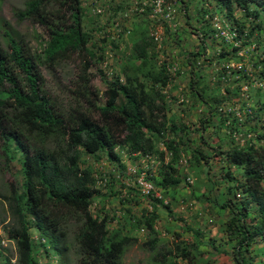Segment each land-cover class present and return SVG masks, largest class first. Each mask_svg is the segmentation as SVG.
<instances>
[{
    "label": "trees",
    "instance_id": "obj_1",
    "mask_svg": "<svg viewBox=\"0 0 264 264\" xmlns=\"http://www.w3.org/2000/svg\"><path fill=\"white\" fill-rule=\"evenodd\" d=\"M180 1L186 23L191 25L188 3ZM215 1L241 47L217 45V31L206 20L211 13L202 6L201 45L195 52H182L189 84L179 105L177 97L167 95L174 82L173 65L168 58L161 59L158 44L150 35L151 23L125 33L132 41L131 55L123 62L120 75L112 81L104 79L106 103L99 106L101 95L91 84V68L97 52L104 48L98 44L96 32L86 28L83 0H28L23 9L15 11L18 21L29 20L46 31L47 42L36 36L43 43L38 50L30 48L9 22L0 19V149L7 160H15L20 152L17 160L24 174V183L12 198L16 226L9 233L17 243L19 259L12 263L6 258L1 260L3 264H39L42 249L46 256L50 248L63 253L62 228L72 219L81 222L76 236L79 264H123L126 250L138 241L132 231L141 228L152 237L143 246L155 253V264H179V259L202 264L209 247L234 264H255L256 259L264 264V84L256 89V95L249 96L255 107L250 108V99L241 96L243 84L254 87L264 83V0ZM166 30L169 34V28ZM107 37L100 40L104 46ZM255 41L257 49L263 48V56H238ZM111 43L117 48L115 41ZM73 57L82 62L78 104L65 114L45 90L41 68L55 67ZM232 61L242 66L232 69ZM181 76L179 72L177 78ZM239 103L245 108L243 115L236 116ZM194 112L197 119L192 121ZM209 129L219 137L218 142L206 140ZM193 136L198 138L195 146L190 141ZM49 139L65 143L64 148L49 150L44 145ZM118 149L156 159L158 174L148 181L166 194L186 183L180 172L186 159L189 170L199 176L198 182L205 188V192L195 193L196 199L209 203L210 210L221 218L219 238L187 227L191 241L163 245L156 229L160 218L156 206L138 219L128 209L124 224L117 221V230L111 227L116 214L103 207V217L94 215L93 205L96 200L104 203L106 195L98 186L96 171L82 157L93 155L100 161L106 155L119 163ZM213 159L221 166L223 183L211 177ZM217 189L221 191L215 196ZM136 195L138 200L152 198L168 210L171 219L184 222L154 194ZM175 236L179 239L181 234Z\"/></svg>",
    "mask_w": 264,
    "mask_h": 264
},
{
    "label": "rangeland",
    "instance_id": "obj_2",
    "mask_svg": "<svg viewBox=\"0 0 264 264\" xmlns=\"http://www.w3.org/2000/svg\"><path fill=\"white\" fill-rule=\"evenodd\" d=\"M27 1L28 0H1L0 19L9 22L11 26L25 38L30 48L38 50L41 41L37 39L36 36H41L44 41L43 43H45L49 39L46 31L29 20L20 22L15 16V11L17 9H23ZM158 1L160 0H83V7L86 12V28L96 32L97 42L104 48V51L97 52L91 68V72L94 75L91 84L101 95L99 106H103L106 103L105 92L107 86L104 79L112 81L116 76L120 75L123 62L131 55L132 41L125 33L139 24L146 25V23H151L149 28L150 35L157 31L163 32L161 35L162 41L158 42L161 59L164 60V58H168L172 62V65L178 68L177 74L172 75L171 73V76L174 77V82L167 93L169 98L177 97L179 99L177 105L181 104L182 99H185L183 94L188 92L187 86L189 84V78L187 76L188 69L187 66L185 67L186 57L182 52H195L201 45L198 29L202 27V15L199 13V9L202 8V6L211 13L206 16V20H209L211 26L217 31V45L226 46L227 48L231 46L228 49H231L232 46L236 48L241 47V40H236V32L230 31L229 28L232 26H230L226 18L222 16L215 0H186L191 16V25L186 23L183 5L180 0H161V8L157 7ZM156 9L159 10L157 14V11H155ZM170 10L173 12L168 13ZM169 14L170 16H168ZM237 16L241 18L242 13L237 14ZM168 28L170 31L169 34L166 30ZM223 31L227 32L228 36H223ZM262 36L264 38V34ZM104 37L109 39L106 46L100 42ZM111 41L116 42L117 48H115ZM43 43L41 45H43ZM256 43L255 41L245 49L241 48L242 50L238 56L245 59L263 56V48L257 49L255 47ZM163 51H165V53H163ZM210 51L211 48L208 52ZM81 63L80 58L73 57L71 60L61 62L55 67L43 66L41 68L46 81L45 90L65 114L71 113L78 104L76 91L78 77L81 71ZM229 65L235 70L242 66L240 62L237 63L235 61H232ZM249 68L251 69V67ZM170 72L172 71L170 70ZM179 72L182 76L177 78ZM263 84L264 83L256 85L257 87H250L243 84L241 96H243V99H250V108L255 107L256 104L249 96L256 95V89ZM172 87L174 88L172 89ZM188 101L187 99V102ZM236 106V116L243 115L244 105L239 103ZM176 108L178 111L181 110L177 106L175 109ZM94 115L97 117L96 113H94ZM191 119L192 121L197 119L195 112L194 118L191 117ZM205 136L207 138L206 140L210 143L218 142L217 139L219 137L214 135L211 129L207 130ZM196 140H198L197 137H190L192 146H195L194 143ZM44 145L49 150H57L58 148H64L65 143L59 142V140L49 139ZM159 147L161 150L164 149L161 144ZM118 152L120 156L119 163L110 161L106 155L101 156L100 161H97L96 156L94 157L93 155H84L82 157V160L88 162L96 171L100 178L98 186L103 189L104 195H111L107 198L106 196L104 197V200L106 199L104 203H99V200H96L91 209L94 215L103 217L102 208L105 207V211L109 214H116V221L111 225L113 229H116L118 227L117 221L124 224L125 216H129L126 213L128 209L131 211V216L138 219L142 217L145 210L152 211L156 206L155 208H157L156 210L160 216L156 229L158 230L159 238L163 245L172 247L176 242L191 241L193 239L192 233L186 231L187 227L193 230H200L209 237L219 238L218 228L221 218L214 213L213 209L210 210L211 207L209 203L199 202L196 199L195 193L205 192V188L203 184L198 182L197 177L199 176L189 170L186 159L182 161L180 167V172L183 178H185L186 183L180 185L175 190H171L169 194L163 192L162 189H155L153 192L154 197L160 195L163 204L169 205L174 215L178 216V218H184V222L181 223L179 220L176 221L171 219L168 210L161 204L155 203L152 198H145V200L147 199L146 201L137 199L138 196L136 192H141L142 194L139 179L141 180L144 178V180H148L151 176H157L159 168L158 161L154 158L130 155L127 149H118ZM16 154L15 160H7L0 149V249L2 251L0 264H3L1 260L6 258L11 260L12 263H17L19 259L17 243L9 237L10 231L16 226L11 210L12 198L14 196V191L20 190L21 185L24 183L22 164L17 160L20 157V152ZM210 162L212 164L211 177L219 179V183H223V181H221L223 172L220 164L216 159ZM101 178H104V180ZM204 178L205 175L202 176V179ZM197 182L198 185H196ZM106 184L107 187H105ZM196 186H198L197 189ZM120 190L121 192L116 195V192ZM194 190L196 191L194 192ZM220 191V189H217L214 191V195L216 196ZM112 192H115L114 195H112ZM137 201H139V203H137ZM80 225L81 222L77 220L72 219L68 221L62 228L65 234V236L61 238L60 245L63 249V253L56 254L55 250L50 248V255L46 256L42 249V256L39 255V264H79L80 256L78 254L79 247L76 236ZM144 230L141 228L132 231L133 236H135L138 241L131 244L126 250L123 257V264H155L153 259L155 253L148 247L143 246L144 243L152 239L149 233ZM175 233L181 234V237L179 239L176 238ZM33 235L36 241H38V234L34 233ZM221 248L225 249L228 248V246H223ZM208 249H212L214 253H217L213 247H209ZM256 261H258V259L255 260V264H258ZM178 263L187 264V262L180 259Z\"/></svg>",
    "mask_w": 264,
    "mask_h": 264
},
{
    "label": "built area",
    "instance_id": "obj_3",
    "mask_svg": "<svg viewBox=\"0 0 264 264\" xmlns=\"http://www.w3.org/2000/svg\"><path fill=\"white\" fill-rule=\"evenodd\" d=\"M161 3H162L161 0L157 2V7L158 8H161ZM155 11H157L156 14L159 12L158 9H156ZM170 12H173V11L170 10L168 13H170ZM168 16H170V14ZM219 22H221V21H219ZM162 33H163L162 31H157L154 34H152V37L154 38V40H155V42L157 44H158V42H161L162 41V37H161ZM222 34H223V36H228V33L225 32V31H223ZM170 70L172 71L171 72L172 75L173 74H177V72H178V68L177 67H174V66L171 67ZM139 185L142 188V194L145 197L150 196L155 191V187L153 186V184L150 181H148V180H144V178L141 179V180L139 179ZM156 197L157 198H160V195H157Z\"/></svg>",
    "mask_w": 264,
    "mask_h": 264
},
{
    "label": "crops",
    "instance_id": "obj_4",
    "mask_svg": "<svg viewBox=\"0 0 264 264\" xmlns=\"http://www.w3.org/2000/svg\"><path fill=\"white\" fill-rule=\"evenodd\" d=\"M204 235L207 234L204 233ZM207 250L209 252L203 257L202 264H233L232 260L224 253H218V252L214 253L212 249H207Z\"/></svg>",
    "mask_w": 264,
    "mask_h": 264
}]
</instances>
